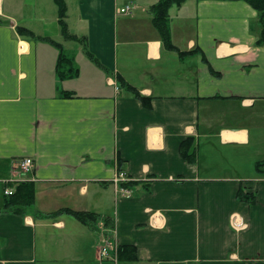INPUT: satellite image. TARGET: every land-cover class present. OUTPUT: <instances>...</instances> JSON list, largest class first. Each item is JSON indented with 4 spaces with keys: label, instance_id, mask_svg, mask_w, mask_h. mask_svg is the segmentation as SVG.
I'll return each mask as SVG.
<instances>
[{
    "label": "crops",
    "instance_id": "obj_1",
    "mask_svg": "<svg viewBox=\"0 0 264 264\" xmlns=\"http://www.w3.org/2000/svg\"><path fill=\"white\" fill-rule=\"evenodd\" d=\"M64 1L68 33L85 38L96 63L80 43L63 40L57 9L55 41L19 16L41 0H0V264H264V172L255 168L264 162L259 13L242 1L170 7L171 44L194 51L179 57L152 26L158 0ZM17 27L73 53L77 77L60 81L56 49L19 37ZM43 45L55 53L41 56ZM186 138L192 162L179 152ZM22 158L33 160L21 183L34 184L35 201L19 216L3 209ZM240 189L255 196L253 205L238 200ZM60 209L99 220L92 228L44 216ZM234 216L242 229H233ZM103 241L117 246L116 263L99 260Z\"/></svg>",
    "mask_w": 264,
    "mask_h": 264
},
{
    "label": "trees",
    "instance_id": "obj_2",
    "mask_svg": "<svg viewBox=\"0 0 264 264\" xmlns=\"http://www.w3.org/2000/svg\"><path fill=\"white\" fill-rule=\"evenodd\" d=\"M57 9V24L60 29L61 37L65 41H73L78 42L83 46L85 54L93 60L95 63L97 62L90 53L87 52V45L85 38H77L73 35H70L67 30L66 24V5L64 0H52ZM222 1H242L249 5L252 9L259 13V23L261 26L260 39L258 43L264 42V0H222ZM185 0H158L154 5H152L149 9L150 14L152 16L151 23L154 29L158 32L163 47L168 50L175 51L178 53L179 57H184L186 55L194 54V51L191 52H180L178 51L172 44L170 39L169 32V16L168 10L172 6H180ZM2 22L0 21V25ZM17 35L19 37L27 38L29 40L35 41H43L49 43L53 46L57 51L56 65H55V76L63 81L68 78H75L78 75V69L74 65V61L72 56L68 55L63 47L47 38H38L33 32L30 30L17 27L15 29ZM116 81L119 85V88L126 91L127 93L132 94L136 99H138L144 107H148V99L141 96L139 92L129 84H127L120 76H117ZM62 97H73L70 93H63ZM180 155L183 159L188 162H192L195 156L192 138H186L179 147ZM264 166V162H259L256 164L255 168L257 172L263 173L264 170L261 169ZM124 185V184H123ZM124 186H127L126 184ZM237 198L240 202L246 203L248 205H253L255 203V196L251 193L245 192L243 189H240L237 192ZM35 201V188L32 182H23L16 184L13 188V193L11 196L7 197L5 207L3 211H7L12 214H16L19 216H24L34 206ZM60 215H68L74 218L77 222L83 225H87L89 227H94L96 222L99 220L97 216L93 213L88 212H76L70 209H60L53 213L44 215L45 217H56ZM42 217V216H41ZM108 225V220L105 219V224ZM125 248H119L118 253ZM134 259V258H133Z\"/></svg>",
    "mask_w": 264,
    "mask_h": 264
},
{
    "label": "rangeland",
    "instance_id": "obj_3",
    "mask_svg": "<svg viewBox=\"0 0 264 264\" xmlns=\"http://www.w3.org/2000/svg\"><path fill=\"white\" fill-rule=\"evenodd\" d=\"M40 6L38 8V6L36 5L35 10H33L29 5H27L24 10L22 12H20L22 18H24L25 23L28 27H30V29H32L33 31H35V33L37 35L40 36H50L53 39H55V41L58 40L57 36H54V34L51 32L52 27H50V23H53V19L55 18V10L56 7L53 4L52 0H41ZM33 11L36 14V19L33 18ZM20 19V18H19ZM46 22V24L44 23ZM71 25V29H73L72 27V23ZM50 33V34H49ZM57 37V38H55ZM72 46H74L72 43H69L67 45H65V48L68 50L69 48H71ZM52 51L55 50L50 47L49 45H43L42 47H40V53L41 56L43 57H47L49 58ZM68 55H73V53L66 52ZM76 59H80V55L76 56ZM85 60V59H84ZM88 76L85 75V78H87Z\"/></svg>",
    "mask_w": 264,
    "mask_h": 264
},
{
    "label": "built area",
    "instance_id": "obj_4",
    "mask_svg": "<svg viewBox=\"0 0 264 264\" xmlns=\"http://www.w3.org/2000/svg\"><path fill=\"white\" fill-rule=\"evenodd\" d=\"M129 12V7H125L124 9H120L118 11L119 14H127ZM14 174L17 176L14 179H16L17 182L21 183L24 181V176L29 175L33 170V160L31 158H22L14 163ZM124 176L123 174L117 175V177L114 179V183L117 181L123 180ZM15 181V182H16ZM13 193V190L11 189H5L4 195L5 196H11ZM231 224L233 229L240 230L243 228V224L241 221L237 219V216L232 217ZM104 226H101V229L104 230ZM104 238V234L102 236ZM98 258L101 261L105 260H111L113 263H116L117 261V246L112 243H106L102 242L101 246L98 250Z\"/></svg>",
    "mask_w": 264,
    "mask_h": 264
}]
</instances>
